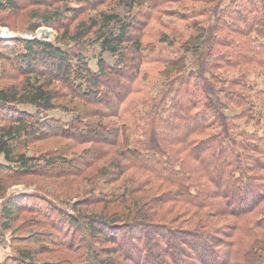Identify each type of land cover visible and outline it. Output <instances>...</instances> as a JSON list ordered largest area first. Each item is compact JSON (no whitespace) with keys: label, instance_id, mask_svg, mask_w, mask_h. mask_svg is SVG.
Masks as SVG:
<instances>
[{"label":"trees","instance_id":"16d2710c","mask_svg":"<svg viewBox=\"0 0 264 264\" xmlns=\"http://www.w3.org/2000/svg\"><path fill=\"white\" fill-rule=\"evenodd\" d=\"M25 1L0 0V11L16 13ZM122 1L132 9L147 0ZM242 1L246 4L240 7L241 15L235 19L222 15L221 19L210 18L207 22L203 12L201 16L206 18L201 21L203 25H194L178 47L174 46L175 36H160L159 44L169 48L162 51L164 67L159 78L162 83L128 124L105 119L117 118L127 97L137 91L138 69L146 54L137 37L140 33L137 25L141 24L135 18L146 14L139 11L124 23L114 15L102 13L101 24L92 21L87 27L88 23L82 21L73 29L66 24L59 29L63 30L61 39L74 42L95 32L100 49L97 70L91 69L84 56L64 51L60 45L36 39L18 40L14 49L17 66L23 64L26 75L34 79L28 78L18 86H0V112L14 111V116L6 113L8 119L0 123V156L7 163H0V181L5 175L28 174L49 166L84 168L89 156L100 160L106 150L116 147L120 152L109 163L113 170L102 167L96 173V182L92 184L93 179L92 185L89 179L85 182L89 183L87 189L93 193L95 202L106 206L121 203L127 209L108 215L103 212L99 216L85 213L75 218L68 214L61 216L70 221L60 217L63 231L66 232L67 226L70 228L68 236L90 252L95 264H118L123 259H132L136 264H264V0ZM82 2L95 7L107 0ZM155 2L147 1L151 6ZM210 2L214 3L212 10L216 12L221 0ZM31 17L48 26L53 21L38 13ZM110 23L115 25L109 27ZM35 28L31 25V29ZM156 51L161 55L159 47L150 53ZM105 53L116 56L124 71L119 72L116 66L106 63L102 56ZM38 62L47 72L34 66ZM229 69H250L258 77L252 81L253 78L244 75L238 81H229L228 75L222 74ZM51 77L63 87L74 89L72 100L64 103L65 97L60 89H54L55 81ZM17 107L41 112L55 109L69 112V107H74L72 112L76 117L68 125L53 119L41 122ZM97 107L105 112L97 113L94 109ZM43 126L44 131L39 128ZM133 126L135 133L131 132ZM50 134L77 144L94 143L102 151L88 150L83 158L76 160L66 153L47 158L26 155L32 142ZM39 162H44V166H39ZM132 169L143 177H125L126 171ZM98 181L112 186L118 181L122 184L100 193ZM154 187L156 196L137 197L140 191ZM1 192L0 199L4 200L0 204V228L7 232L22 207L17 199L4 198ZM166 205L191 208L193 211L188 214L187 210H181L190 216L191 226L174 229L152 225ZM134 207L137 211L132 217ZM223 216L238 219L236 225L211 226L212 217ZM241 221L243 227L238 225ZM237 232L242 234L239 240L235 239ZM98 236L115 246L101 248L97 247L99 242L88 243V239ZM0 244L10 250L2 264L21 261L37 264L30 261L32 252L17 245L20 243L13 237L6 245Z\"/></svg>","mask_w":264,"mask_h":264},{"label":"rangeland","instance_id":"374dc122","mask_svg":"<svg viewBox=\"0 0 264 264\" xmlns=\"http://www.w3.org/2000/svg\"><path fill=\"white\" fill-rule=\"evenodd\" d=\"M147 1L143 3L142 6L138 5L130 9L122 0H107L106 3L100 6L95 5V7L91 3H81V0H68L67 2L46 0L45 4L26 0L20 4L21 9L16 13H8L6 10L0 11V18L3 19V22L0 23V30L2 31V34L0 33V86H18L26 79L32 77L31 75H26L23 70V64L21 67L17 66L14 49L18 40V42H20V40L23 39H36L51 45H60L64 51L75 54L79 53L84 56L89 62L91 69L97 70L96 59L98 58L100 49L95 38V32L92 31L90 35L83 39L78 38L77 40L79 41L74 42L73 40L61 39L59 35L63 30L59 29L65 24L67 27L73 29L82 21L88 23L86 24L87 27L91 25L92 21H97L101 24L102 13L104 15H114L122 22L128 23L133 19L135 14L142 11L143 14H146L145 16L134 17L137 19L136 21H139V24H141L137 25L140 28V33H137V37L141 43L143 52L146 54V56L143 57L144 61H141L138 69L139 76H137V81L139 82L137 83V91L134 90L133 93L127 97V100L120 108L117 118L110 116L105 119L106 121H117V123L120 124L132 123L131 120L133 116L141 112V104L151 97L153 91L156 92L157 88H159L162 83L159 79L160 73L164 67L162 63V51H167L169 48L167 45L159 44L160 36L164 34L170 37L175 36L177 38V44L174 46L178 47L180 45L179 43L186 40L194 25H203L201 21L206 19L203 18V15L201 16L203 12L205 13L204 15L208 17L207 22L210 18L219 17L221 19L222 15H229L230 18L235 19L241 15L240 7L246 4V2L242 0H237L235 2H231V0H221L217 6L216 12H214L212 10L214 3H211V0H156L154 6L148 4ZM197 11H201V13H197ZM219 11H221V13ZM229 11L232 12L230 13ZM34 13H38L44 17H51L53 20L51 21L52 24L48 26L37 18L31 20V15ZM221 21L225 22L226 20ZM31 25H34L36 28L31 29ZM113 25H115V23H110L108 26L111 27ZM42 29L47 30L50 37L37 36ZM155 47H159L161 55H158V51L150 53V50L153 51ZM175 47L171 49L175 50ZM215 49L212 50V55L216 54ZM178 53L179 51H175V54ZM102 56L106 63L116 66L117 71H124L123 65L118 62L116 56L107 53ZM128 56L131 55L128 54ZM34 66H40V69L44 68L41 62L35 63ZM40 71L47 72L43 69ZM222 74L225 76L228 75V78L231 79L229 81H238L242 79L244 75L253 78L252 81L257 80L258 77V73L250 69L231 71L229 69L226 72L222 71ZM32 79H34V77H32ZM52 80L55 81L54 89H60L61 95L65 97L64 103L67 100L73 99L75 95L74 89L71 91L63 87L60 81L54 80L51 77V81ZM238 89H240L239 86ZM17 109L28 112L31 116H34V119L41 122L46 119H53L68 125L69 122L76 117L75 113L72 112L74 107H69V109H71L69 112H64L61 109L41 112L29 107H17ZM91 109L93 108H88V110ZM94 109L99 111H96L97 113L105 112L102 107ZM6 113L14 116L13 110L4 113L0 112V123L8 119ZM87 120L93 121L94 119L89 118ZM39 128L43 131L45 130V126ZM136 131L137 135L138 130ZM131 132L135 133L134 126L131 128ZM91 149H100L102 151V147L94 143L86 145L77 144L58 134H50V136H46L45 139L32 142L26 155L31 157L34 155H37L36 157L43 155L47 158L66 153L68 157L76 160L83 158L86 151H91ZM119 152V149L112 147L103 153L100 160L91 159V156L88 155L90 159H85L86 165L84 168H79V166L71 168L67 166H55L52 168L49 166L46 167L45 170L33 171L28 174L21 175L13 173L14 176H9L10 174L5 175L3 181H0L2 197L17 199V203L22 207V211L17 215L14 222L11 223L10 230L7 231L8 234L5 230L0 228V243L6 245L9 238L13 237L16 243L17 241L20 243L17 245L29 249L32 252L30 261L36 262L37 264L47 262L52 264H95L90 252L85 247L79 246V244L73 242L71 237L68 236L70 235V228L68 226L65 228L67 233L63 231L64 227L61 226L60 219L62 218L65 219V221H70V218L66 219L61 217L63 214H68L75 218L77 214L80 215L82 213H85L87 216H99L100 214L103 215V212L108 215V213L123 211L122 208L127 209V206L121 205V203H114L113 205L107 204L106 206L95 202L93 193H89L87 189L89 183L85 182L86 179L90 180V185L96 182L98 177L96 173L102 167L108 166L106 169L109 171L113 170L109 163L114 161ZM0 163L4 165L7 164L1 156ZM38 164L39 166H44L45 163L39 162ZM132 176H136L137 179L143 177L142 174L136 172L134 169L126 171L125 177ZM123 177L124 176L121 178L123 179ZM91 179H93L92 184ZM122 181H125V179ZM97 184L99 192L106 193L112 191L115 188L114 186H121L122 183L118 181L117 184L112 186L111 184L98 181ZM156 193L157 189L154 187V189L146 188L136 195L137 197L146 198L149 195L153 196L155 194L154 196H156ZM3 200L4 199H0V204ZM174 207L175 206L172 205L163 206L159 213H157L152 225L167 228L171 227L174 229L190 227V216L186 214L193 210L187 205H182L177 208ZM181 210H187L188 212L184 214ZM136 211L137 209L134 207L131 211L132 217L136 215ZM200 214L202 216L204 215V213ZM237 220L238 219H234L230 216H223L217 218L212 217L209 221L211 226H220L230 223L236 225L235 222H237ZM240 223H242V221L239 222L238 225L243 227V224L240 225ZM152 231L156 232L157 229ZM159 233L163 232L159 231ZM108 237L110 238V236ZM241 237V233L237 232L235 234L236 240H239ZM96 239L94 237L92 240L88 239V243L99 242L100 244H97V247L101 246V248H112L115 246V244L103 241L100 236ZM156 240L154 242H156ZM16 258H18V256ZM121 259H123V257L120 255V260ZM16 264H27V262L21 261ZM118 264H136V262L132 261V259H123L121 262H118Z\"/></svg>","mask_w":264,"mask_h":264},{"label":"crops","instance_id":"0c3cea01","mask_svg":"<svg viewBox=\"0 0 264 264\" xmlns=\"http://www.w3.org/2000/svg\"><path fill=\"white\" fill-rule=\"evenodd\" d=\"M10 250L7 246L0 244V264H2L5 259L10 255Z\"/></svg>","mask_w":264,"mask_h":264},{"label":"bare ground","instance_id":"6f19581e","mask_svg":"<svg viewBox=\"0 0 264 264\" xmlns=\"http://www.w3.org/2000/svg\"><path fill=\"white\" fill-rule=\"evenodd\" d=\"M0 33L2 34V31L0 30ZM37 36H40V37H48L49 36V33H48V31L47 30H41L38 34H37ZM50 37V36H49Z\"/></svg>","mask_w":264,"mask_h":264}]
</instances>
